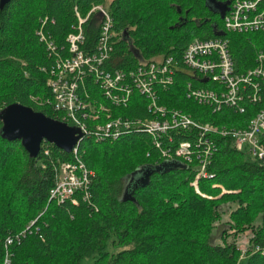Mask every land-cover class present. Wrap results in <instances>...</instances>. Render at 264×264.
Returning <instances> with one entry per match:
<instances>
[{"label":"trees","instance_id":"trees-1","mask_svg":"<svg viewBox=\"0 0 264 264\" xmlns=\"http://www.w3.org/2000/svg\"><path fill=\"white\" fill-rule=\"evenodd\" d=\"M105 3L10 0L2 5L0 0V113L21 103L60 120L48 102L50 69L57 54L68 53L67 37L77 28V13L85 17L94 5ZM210 4L112 0L107 10L113 21V52L103 67L130 72L143 61L173 57L183 69L174 85L160 90V104L180 108L203 124L244 128L252 113L229 108L215 112L187 96L186 84L196 80L184 69V51L192 41L223 30L224 18ZM40 29L45 41L38 35ZM100 30L101 17L92 14L84 25L87 52L96 51ZM223 32L232 40L239 66H253L254 46L243 37L247 33ZM48 41L58 50L50 49ZM85 83L94 100L104 101L93 76ZM146 103L144 96L134 93L128 107L112 110L131 120L149 119ZM2 127L0 118V264L7 257L10 264H264V164L237 150L230 138L211 136L215 151L207 171L212 176L199 180L198 192L193 182L199 159L184 163L187 168H161L170 160L160 155L142 129L103 142L85 135L79 156L95 172L92 199L84 201L78 193L80 202L75 205L50 200L56 168L72 161L73 153L44 142L40 154L31 157L20 140L3 137ZM180 138L196 140L188 133L176 136ZM140 169L148 171L149 180L129 186L130 175ZM226 203L235 208L221 228L217 223ZM248 228L255 232L242 257L235 239ZM217 231L221 242L215 239Z\"/></svg>","mask_w":264,"mask_h":264},{"label":"built area","instance_id":"built-area-1","mask_svg":"<svg viewBox=\"0 0 264 264\" xmlns=\"http://www.w3.org/2000/svg\"><path fill=\"white\" fill-rule=\"evenodd\" d=\"M228 1L222 31L264 32V0H221ZM95 13L101 17L100 41L96 51L87 52L84 49V25ZM77 15V28L67 37L68 53L65 56L57 54L50 69L48 84L52 99L48 102L61 121L78 127L83 136L71 152L74 159L58 167L50 200L60 204L72 201L79 205L77 194L81 193L84 201H91L94 172L79 156L80 142L88 134L96 142H103L118 139L135 128L142 129L164 159L183 163L191 162L194 157L199 159L196 187L201 178L212 176L207 171L215 151L212 135L230 138L237 150L264 164V46L256 51L254 65L246 68L239 66L232 40L225 33L214 38L196 39L184 51V69L196 80L186 84L188 98L215 112L229 108L240 114L252 113L244 128L219 127L212 123L203 124L182 109L160 104V90L174 85L178 71L183 69L173 57L143 61L130 72L105 69L103 66L113 52L110 13L103 5H94L87 16L79 12ZM39 35L42 41L46 40L43 33ZM48 46L53 51L58 50L54 41H48ZM89 76H93L96 85L98 83L104 101L91 97L94 95L85 83ZM210 83L212 87L207 86ZM134 93L147 100L152 118L131 120L114 115L112 107H128ZM185 133L194 134L195 142L176 139ZM197 191L200 192L198 187ZM12 242L13 239L9 238L8 243ZM240 250L242 257L246 256L250 244ZM9 263L7 258L6 264Z\"/></svg>","mask_w":264,"mask_h":264},{"label":"water","instance_id":"water-1","mask_svg":"<svg viewBox=\"0 0 264 264\" xmlns=\"http://www.w3.org/2000/svg\"><path fill=\"white\" fill-rule=\"evenodd\" d=\"M10 0H1L4 5ZM217 9L222 18L228 9V2H221L218 0H209ZM220 31L218 35H223ZM204 81H207L205 79ZM0 118L3 122L2 132L3 137L9 141L20 140L25 150L31 157H37L42 149L44 142L54 144L59 149L71 153L80 138L83 136L81 130L69 125L68 123L59 119L50 117L41 111H37L32 107L21 103H13L3 109L0 113ZM173 166L180 168H187V165L180 161H167L160 167ZM137 176V177H136ZM149 180V173L147 170H138L130 175L129 186L133 182H144L146 184ZM129 190L125 193V199L129 196Z\"/></svg>","mask_w":264,"mask_h":264},{"label":"rangeland","instance_id":"rangeland-1","mask_svg":"<svg viewBox=\"0 0 264 264\" xmlns=\"http://www.w3.org/2000/svg\"><path fill=\"white\" fill-rule=\"evenodd\" d=\"M111 1L112 0H106L105 5H103V6L105 8H107ZM210 5H211V7L214 8L213 4H210ZM222 22H223V20H222ZM223 26H224V24H223ZM243 37H244L245 41L250 39L252 41L254 40L255 42L256 41H261L262 43L264 42V32H250V33L243 35ZM200 86H204V85H200ZM207 86L212 87V84L210 83ZM177 109H180V108H177ZM93 172H94V170H93ZM194 186L196 187L195 184H194ZM197 187L199 189V182L197 183ZM197 187H196V189H197ZM234 208H235V205H230L229 203H226L221 207V210L223 211V213H222V219L217 223L218 227L224 228L227 226L228 221H230V214ZM254 232L255 231L253 229L248 228L246 231L238 233L236 235L235 241H236L239 249L244 248L250 244V240H251L252 236H254V234H253ZM219 235H220V232L217 231L216 238H215L217 242H221ZM229 240L232 241L234 239H233V237H230Z\"/></svg>","mask_w":264,"mask_h":264},{"label":"bare ground","instance_id":"bare-ground-1","mask_svg":"<svg viewBox=\"0 0 264 264\" xmlns=\"http://www.w3.org/2000/svg\"><path fill=\"white\" fill-rule=\"evenodd\" d=\"M211 6V5H210ZM40 33H43V30L42 29H40L39 31H38V35L40 34ZM211 38H214V37H211ZM99 37H98V40H97V46L99 45ZM250 44H252L253 46H254V56H256V51L258 50V49H260V48H262L263 46H264V42L262 43L261 41H252V40H250V39H248L247 40ZM91 97H93L94 98V96H91ZM213 110V109H212ZM58 168H56V170H57ZM55 186V185H54ZM53 189V188H52ZM51 189V190H52ZM60 204V203H59ZM35 224V221H32V223H31V226L32 225H34ZM29 228H30V226H29ZM27 231V230H26ZM8 258V257H7ZM7 260V259H6ZM5 264H6V261H5ZM10 264V263H9Z\"/></svg>","mask_w":264,"mask_h":264},{"label":"flooded vegetation","instance_id":"flooded-vegetation-1","mask_svg":"<svg viewBox=\"0 0 264 264\" xmlns=\"http://www.w3.org/2000/svg\"><path fill=\"white\" fill-rule=\"evenodd\" d=\"M218 1H221V0H218ZM217 10V9H216ZM218 11V10H217Z\"/></svg>","mask_w":264,"mask_h":264}]
</instances>
